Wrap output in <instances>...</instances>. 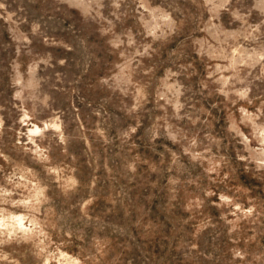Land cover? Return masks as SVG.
Segmentation results:
<instances>
[{
    "label": "rangeland",
    "instance_id": "374dc122",
    "mask_svg": "<svg viewBox=\"0 0 264 264\" xmlns=\"http://www.w3.org/2000/svg\"><path fill=\"white\" fill-rule=\"evenodd\" d=\"M117 2L0 0V234L43 232L0 264H264V3L237 20L253 0H179L153 41L150 13ZM221 53L246 64L218 72Z\"/></svg>",
    "mask_w": 264,
    "mask_h": 264
},
{
    "label": "clouds",
    "instance_id": "9594fccd",
    "mask_svg": "<svg viewBox=\"0 0 264 264\" xmlns=\"http://www.w3.org/2000/svg\"><path fill=\"white\" fill-rule=\"evenodd\" d=\"M113 2L116 4L117 7H119V3L117 2V0H113ZM193 2H195V0H193ZM212 2L213 0H204L205 4H210ZM176 3H177V8H171L169 10V9H162L160 7L149 8L145 6V0H138V6L140 8H144L145 11L149 12L151 15V21H150L151 27L148 29L147 35L153 41H158L164 38L165 36L172 34L176 30V27L179 22L178 16L180 15L178 12L179 0H176ZM237 3L240 5L241 9L247 7V0H237ZM259 3H264V0H253L251 7H247V12L245 15H241L240 12L237 11L233 13L234 18L237 20L246 19V16H250L253 9H255L257 7V4ZM232 4H233V0H221L218 7L227 9ZM261 12H264V9H261ZM261 25H264V19L261 20ZM259 28H260V25H257L254 31H259ZM245 38L247 39V37ZM128 43L131 45V44H134L135 41L131 37H129ZM232 51L235 52L237 50L233 49ZM136 54L142 57L150 56L149 48H145L143 51L138 52ZM218 55L220 56L221 59H226V60L231 61L226 67H221V65L219 64L216 65V70L221 73H223L224 71H228V70L236 71L237 64H246V61L236 60L231 55L225 56L222 53ZM212 58L215 59L216 57L213 56ZM169 71L172 76L178 77L180 75L179 72H171V70ZM208 76L210 79H213L214 73L209 72ZM231 79H232L231 77H225L223 75H221L218 79H213L214 83L221 84V86L216 89V92L220 95H223L225 98H228L230 96V92L227 91L226 89ZM182 88H183V85L179 83L172 85L170 86L169 91L172 92V96L174 97V99H167L166 97H162V98L167 99V102L172 106L177 116V119H182V117L179 114L181 110L185 108V103L181 101V97L184 95ZM235 95L239 98V100H248L249 90L245 89L242 91H236ZM248 102L251 103L250 100ZM213 107H215V105H213ZM188 119L191 120L193 125H195L198 122L197 120H194L191 117H188ZM237 135L242 136L243 141L245 142V144H247L248 142L247 136H245L242 132H239L238 130H237ZM253 135H255V133ZM169 138L172 139L173 142L177 141V138L175 135L170 134ZM191 143L192 145H196L197 141L193 139ZM259 143L264 145V138H261L259 140ZM200 155H201L200 153L196 154V156H200ZM195 158L196 157L194 156L193 159ZM241 159H243V157H241ZM258 164L260 166H264V149L260 150V158L258 160ZM5 194L7 195L8 193H5ZM221 198L227 199V197H221ZM24 203L27 204L28 201H24ZM34 211L38 212L39 209L36 208L34 209ZM24 219H27V217H25ZM3 227L10 228V230L8 232L0 234L3 236V238H0V245L10 243L12 240H17V242H19V239L27 240L29 239L28 233H30L32 229H37L38 234L43 235V232L39 231V228H40L39 224H37L35 221L31 223V227L28 229H25L22 223H20L18 226H15V225L9 226L8 224H4ZM17 232H23L24 235L19 237L18 239ZM7 259H8L7 255H0V260H7Z\"/></svg>",
    "mask_w": 264,
    "mask_h": 264
}]
</instances>
